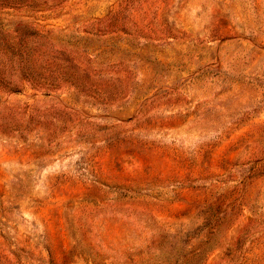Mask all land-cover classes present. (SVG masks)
Returning a JSON list of instances; mask_svg holds the SVG:
<instances>
[{
  "label": "rangeland",
  "instance_id": "1",
  "mask_svg": "<svg viewBox=\"0 0 264 264\" xmlns=\"http://www.w3.org/2000/svg\"><path fill=\"white\" fill-rule=\"evenodd\" d=\"M0 264H264V0H0Z\"/></svg>",
  "mask_w": 264,
  "mask_h": 264
}]
</instances>
